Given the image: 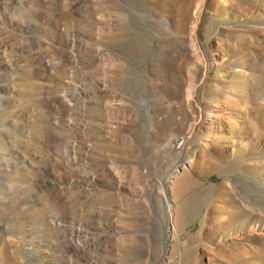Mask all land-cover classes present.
Segmentation results:
<instances>
[{"label": "rangeland", "instance_id": "1", "mask_svg": "<svg viewBox=\"0 0 264 264\" xmlns=\"http://www.w3.org/2000/svg\"><path fill=\"white\" fill-rule=\"evenodd\" d=\"M0 264H264V0H0Z\"/></svg>", "mask_w": 264, "mask_h": 264}, {"label": "bare ground", "instance_id": "2", "mask_svg": "<svg viewBox=\"0 0 264 264\" xmlns=\"http://www.w3.org/2000/svg\"><path fill=\"white\" fill-rule=\"evenodd\" d=\"M196 29H197V28L195 27V28H194V32H195V34H196V32H197V30H196ZM1 195H2V194H1Z\"/></svg>", "mask_w": 264, "mask_h": 264}]
</instances>
